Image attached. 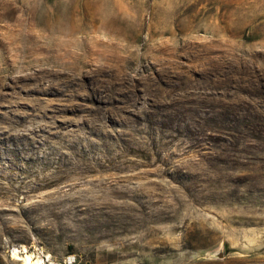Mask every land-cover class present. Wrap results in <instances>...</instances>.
I'll return each mask as SVG.
<instances>
[{
	"label": "rangeland",
	"instance_id": "obj_1",
	"mask_svg": "<svg viewBox=\"0 0 264 264\" xmlns=\"http://www.w3.org/2000/svg\"><path fill=\"white\" fill-rule=\"evenodd\" d=\"M22 248L264 264V0H0V264Z\"/></svg>",
	"mask_w": 264,
	"mask_h": 264
},
{
	"label": "bare ground",
	"instance_id": "obj_2",
	"mask_svg": "<svg viewBox=\"0 0 264 264\" xmlns=\"http://www.w3.org/2000/svg\"><path fill=\"white\" fill-rule=\"evenodd\" d=\"M22 253L24 255L22 258L24 262L23 264H44L43 261H41L39 258H36L34 255L27 253L25 248H22Z\"/></svg>",
	"mask_w": 264,
	"mask_h": 264
},
{
	"label": "built area",
	"instance_id": "obj_3",
	"mask_svg": "<svg viewBox=\"0 0 264 264\" xmlns=\"http://www.w3.org/2000/svg\"><path fill=\"white\" fill-rule=\"evenodd\" d=\"M70 263H71L70 259H67V261H63V264H70Z\"/></svg>",
	"mask_w": 264,
	"mask_h": 264
}]
</instances>
